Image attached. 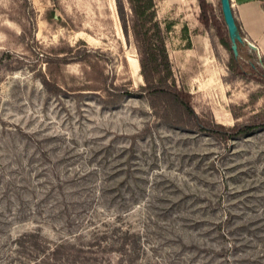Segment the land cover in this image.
<instances>
[{"label": "rangeland", "instance_id": "1", "mask_svg": "<svg viewBox=\"0 0 264 264\" xmlns=\"http://www.w3.org/2000/svg\"><path fill=\"white\" fill-rule=\"evenodd\" d=\"M155 11L198 119L263 123L264 56L234 60L220 0ZM132 15L0 0V264H264V125L202 130L144 92Z\"/></svg>", "mask_w": 264, "mask_h": 264}, {"label": "trees", "instance_id": "2", "mask_svg": "<svg viewBox=\"0 0 264 264\" xmlns=\"http://www.w3.org/2000/svg\"><path fill=\"white\" fill-rule=\"evenodd\" d=\"M133 15H132V28L135 35L136 43L141 53V67L142 74L146 80V83L142 85L144 92L149 94H157L158 96L165 95L173 103L169 109H175L177 113L193 115L196 118V125L202 130H209L213 133H223L230 136H246L254 133L255 129L261 128L263 123H250L241 126H233L229 129H219L222 125L216 126L206 124L204 121H200L195 114L186 93L172 88L169 84V79L172 77V64L169 59V53L166 46V31L169 28L163 29L160 22L155 20V0H129ZM202 6L206 5V0H200ZM126 21V19H124ZM226 24V23H225ZM170 26V25H169ZM227 27V25H226ZM228 32V28H227ZM229 37V32H228ZM225 41V39L222 38ZM231 48V41L226 42ZM244 45L239 43V56L234 60H238L240 56L245 52ZM191 46V41L188 38V47ZM249 47V46H248ZM251 48V47H250ZM170 102V101H169Z\"/></svg>", "mask_w": 264, "mask_h": 264}, {"label": "crops", "instance_id": "3", "mask_svg": "<svg viewBox=\"0 0 264 264\" xmlns=\"http://www.w3.org/2000/svg\"><path fill=\"white\" fill-rule=\"evenodd\" d=\"M237 23L244 37L264 56V0H231ZM245 50H251L244 45Z\"/></svg>", "mask_w": 264, "mask_h": 264}, {"label": "water", "instance_id": "4", "mask_svg": "<svg viewBox=\"0 0 264 264\" xmlns=\"http://www.w3.org/2000/svg\"><path fill=\"white\" fill-rule=\"evenodd\" d=\"M220 2H221V9L223 12L224 20L229 32V37L231 41V50L233 55L235 57L239 56L240 53L239 43L247 44L252 49L258 51L257 45L254 44L253 42L248 41L244 37L235 18L231 0H220Z\"/></svg>", "mask_w": 264, "mask_h": 264}]
</instances>
